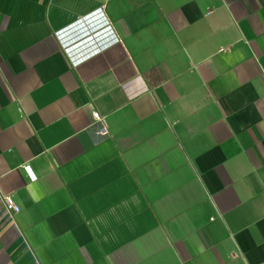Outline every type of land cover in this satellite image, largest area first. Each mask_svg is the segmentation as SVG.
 Listing matches in <instances>:
<instances>
[{
    "label": "crops",
    "instance_id": "obj_1",
    "mask_svg": "<svg viewBox=\"0 0 264 264\" xmlns=\"http://www.w3.org/2000/svg\"><path fill=\"white\" fill-rule=\"evenodd\" d=\"M0 193V264H264V0H0Z\"/></svg>",
    "mask_w": 264,
    "mask_h": 264
},
{
    "label": "built area",
    "instance_id": "obj_2",
    "mask_svg": "<svg viewBox=\"0 0 264 264\" xmlns=\"http://www.w3.org/2000/svg\"><path fill=\"white\" fill-rule=\"evenodd\" d=\"M92 115L95 120L103 122V117L99 114L98 111H93ZM25 169L29 173V170H30L29 167L25 166ZM29 174H30L31 179H35V176L31 174V172ZM0 199H1V202L3 203L5 212L7 213L9 217L13 219L15 214H17L20 211V207L17 205L14 198L9 194L0 193Z\"/></svg>",
    "mask_w": 264,
    "mask_h": 264
}]
</instances>
